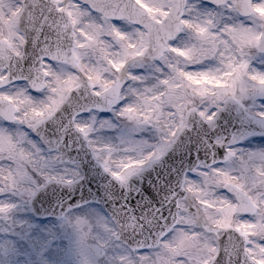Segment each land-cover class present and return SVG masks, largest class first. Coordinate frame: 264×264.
<instances>
[{
	"label": "snow or ice",
	"instance_id": "snow-or-ice-1",
	"mask_svg": "<svg viewBox=\"0 0 264 264\" xmlns=\"http://www.w3.org/2000/svg\"><path fill=\"white\" fill-rule=\"evenodd\" d=\"M255 136L264 0H0V264H264Z\"/></svg>",
	"mask_w": 264,
	"mask_h": 264
},
{
	"label": "rangeland",
	"instance_id": "rangeland-1",
	"mask_svg": "<svg viewBox=\"0 0 264 264\" xmlns=\"http://www.w3.org/2000/svg\"><path fill=\"white\" fill-rule=\"evenodd\" d=\"M102 116H111V113H101ZM251 143L253 145H260V144H264V137L261 136H255L252 138Z\"/></svg>",
	"mask_w": 264,
	"mask_h": 264
},
{
	"label": "water",
	"instance_id": "water-1",
	"mask_svg": "<svg viewBox=\"0 0 264 264\" xmlns=\"http://www.w3.org/2000/svg\"><path fill=\"white\" fill-rule=\"evenodd\" d=\"M169 156H171V153H169ZM179 158V156H177V159ZM165 159H167V157H165Z\"/></svg>",
	"mask_w": 264,
	"mask_h": 264
}]
</instances>
